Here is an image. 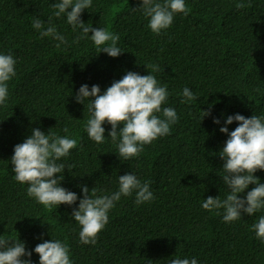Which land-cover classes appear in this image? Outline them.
<instances>
[{
  "label": "trees",
  "instance_id": "trees-1",
  "mask_svg": "<svg viewBox=\"0 0 264 264\" xmlns=\"http://www.w3.org/2000/svg\"><path fill=\"white\" fill-rule=\"evenodd\" d=\"M57 2L0 0V54L16 60L6 106L0 107V236H18L32 252L31 264H39L35 246L50 239L68 245L73 264H170L176 258H195L198 264H264V242L252 229L264 209L225 222L223 209L217 215L202 208L209 196L223 200L230 194L218 155L228 136L219 129L227 126L231 132L238 124L225 125L226 118L264 116V0H185L188 15L176 14L159 34L148 27L142 0H92L80 19L119 34L123 52L115 58L99 53L90 37L77 41L81 30H73L66 15H53ZM240 2L250 6L237 9ZM36 17L44 30L51 20L67 44L57 48L59 41L42 38L32 27ZM150 64L160 71L153 73ZM128 71L154 75L169 93L163 106L174 108L179 119L170 134L125 160L118 154L119 138L114 143L108 137V123L102 125L103 143L89 138L90 101L83 105L75 96L85 84L89 89L98 85L102 94ZM184 88L198 99L181 103ZM11 102L21 105L10 108ZM202 111L210 115L201 120ZM36 128L78 140L69 156L57 161L66 167L60 186L78 197L71 206L48 211L27 195V184L15 179L10 162L14 146ZM123 171L150 182L154 199L137 205L135 193L121 197L96 244H82L72 217L83 197L81 186L109 194ZM254 175L264 183V171Z\"/></svg>",
  "mask_w": 264,
  "mask_h": 264
},
{
  "label": "clouds",
  "instance_id": "clouds-1",
  "mask_svg": "<svg viewBox=\"0 0 264 264\" xmlns=\"http://www.w3.org/2000/svg\"><path fill=\"white\" fill-rule=\"evenodd\" d=\"M92 6V0H58L53 5V15L57 18L66 15L67 23L73 30L79 28L83 39L90 37L98 52H104L110 57H118L123 51L118 47L119 34H114L106 28H93L91 24L81 21V13ZM247 6L243 2L237 3V9ZM141 7L146 17H149L148 27L153 33L159 34L168 29L179 13L188 15L190 9L185 0H142ZM70 9V11H67ZM60 19V18H59ZM32 27L40 32V36L51 37L61 44H67L65 36L57 32L51 25L44 30V23L38 17L32 21ZM91 32V35L89 33ZM16 60L11 54H0V107L6 106L9 96L8 86L16 75ZM153 73L160 71L159 66L150 64L147 66ZM169 93L165 86H160L156 77L152 74L140 75L128 71L101 94L98 85L89 89L88 85H81L76 93L75 100L83 104L90 101L89 112L91 117L87 120L85 130L89 138L96 143L105 141L104 123L111 125L108 137L115 143L119 138L118 154L125 160L138 157L143 146L151 144L154 140L170 134L171 125L178 121L174 108L164 107ZM184 99L181 103L192 102L198 99L194 93L184 88ZM91 98V99H90ZM21 104L11 102L12 107ZM203 117L210 112L202 111ZM161 116L163 118H161ZM233 121L238 126L229 132L227 126L219 131L227 134L228 138L222 150L218 153L224 161V175L221 178L227 186L230 194L221 200L219 196H209L204 199L202 208L210 212L223 209V220L234 222L240 220L242 214L252 216L264 209V183L254 175L258 170L264 171V116L252 115L245 118L243 115H230L225 120V125ZM213 123L219 124L218 119ZM122 125V127H120ZM119 129V130H118ZM68 131L67 128L64 129ZM78 140L68 136H57L51 132L45 134L38 128L32 129L31 135L22 143L16 144L11 157L12 171L15 179L21 184H27V195L34 198L48 211L57 208L61 204L73 205L78 197L75 192L60 186L63 180L65 165L57 163L61 158L68 157L70 151L76 148ZM117 187L109 194H96V189L91 192L86 186H81L83 197L79 199L77 209L72 212V217L80 226L79 240L82 244L95 245L98 234L109 222V211L121 197H128L135 193L137 205L151 202L154 199L150 190V182H141L134 174L125 171L118 174ZM255 185L242 198L249 185ZM38 219V218H37ZM256 238L264 242V216L252 225ZM33 251L39 256V264H73L70 259L68 245L61 240L50 239L35 246ZM32 252L25 248V244L15 238L0 236V264H31ZM29 257V259H24ZM170 264H198L195 258L191 260L176 258Z\"/></svg>",
  "mask_w": 264,
  "mask_h": 264
}]
</instances>
